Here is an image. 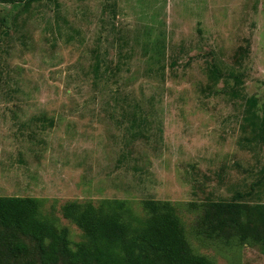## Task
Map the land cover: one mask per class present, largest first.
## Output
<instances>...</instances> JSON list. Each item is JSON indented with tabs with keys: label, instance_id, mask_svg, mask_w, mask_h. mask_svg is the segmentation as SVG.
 I'll list each match as a JSON object with an SVG mask.
<instances>
[{
	"label": "rangeland",
	"instance_id": "obj_1",
	"mask_svg": "<svg viewBox=\"0 0 264 264\" xmlns=\"http://www.w3.org/2000/svg\"><path fill=\"white\" fill-rule=\"evenodd\" d=\"M235 195L264 203V0L0 3V197L40 200L71 249L67 203L120 201L136 232L166 202L193 254L264 264L205 236L207 205Z\"/></svg>",
	"mask_w": 264,
	"mask_h": 264
},
{
	"label": "trees",
	"instance_id": "obj_2",
	"mask_svg": "<svg viewBox=\"0 0 264 264\" xmlns=\"http://www.w3.org/2000/svg\"><path fill=\"white\" fill-rule=\"evenodd\" d=\"M237 197L207 205L205 236L245 239L264 249V203L248 206L236 202ZM104 202L112 208L110 214L101 215L90 202L61 207V215L82 233L83 240L71 249L66 231L54 229L41 218L40 200L0 197V264H210L190 251L166 202H144L145 216L136 232L121 221L126 212L122 202Z\"/></svg>",
	"mask_w": 264,
	"mask_h": 264
}]
</instances>
